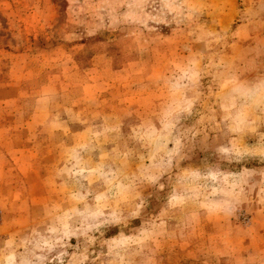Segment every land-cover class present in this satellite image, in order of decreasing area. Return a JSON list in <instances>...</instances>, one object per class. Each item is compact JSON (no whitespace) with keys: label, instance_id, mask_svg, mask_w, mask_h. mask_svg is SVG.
<instances>
[{"label":"rangeland","instance_id":"374dc122","mask_svg":"<svg viewBox=\"0 0 264 264\" xmlns=\"http://www.w3.org/2000/svg\"><path fill=\"white\" fill-rule=\"evenodd\" d=\"M0 264H264V0H0Z\"/></svg>","mask_w":264,"mask_h":264}]
</instances>
